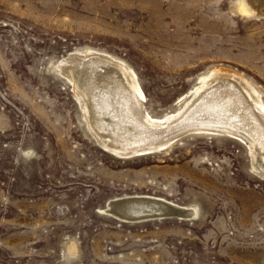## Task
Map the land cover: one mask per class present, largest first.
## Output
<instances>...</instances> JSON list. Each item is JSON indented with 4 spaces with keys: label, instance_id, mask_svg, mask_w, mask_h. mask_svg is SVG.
<instances>
[{
    "label": "rangeland",
    "instance_id": "374dc122",
    "mask_svg": "<svg viewBox=\"0 0 264 264\" xmlns=\"http://www.w3.org/2000/svg\"><path fill=\"white\" fill-rule=\"evenodd\" d=\"M229 8L0 0V264H264V177L248 141L187 132L157 150L114 152L57 66L85 48L123 61L155 119L174 113L212 67L243 75L264 101V14L241 20ZM134 193L195 212L140 222L105 212Z\"/></svg>",
    "mask_w": 264,
    "mask_h": 264
},
{
    "label": "bare ground",
    "instance_id": "6f19581e",
    "mask_svg": "<svg viewBox=\"0 0 264 264\" xmlns=\"http://www.w3.org/2000/svg\"><path fill=\"white\" fill-rule=\"evenodd\" d=\"M247 3L254 15L264 14V0ZM67 55L57 66L72 82L88 127L99 134L107 149L118 153L151 151L187 132L227 134L248 141L252 164L264 177V101L243 75L225 67L209 68L199 75L174 113L155 119L142 111L143 95L135 73L123 61L92 48ZM132 196L156 197L179 218H189L195 212L192 206L147 193L122 194L110 199L104 208L115 198ZM124 205L117 204L113 210L129 213L135 209H121Z\"/></svg>",
    "mask_w": 264,
    "mask_h": 264
},
{
    "label": "water",
    "instance_id": "95a60500",
    "mask_svg": "<svg viewBox=\"0 0 264 264\" xmlns=\"http://www.w3.org/2000/svg\"><path fill=\"white\" fill-rule=\"evenodd\" d=\"M117 204H125L123 207H121V209H135L129 213L115 212L113 208L116 207ZM163 206H165V202H163L162 200H158L156 199V197L152 196H132V198L128 199L119 197L111 201L109 207H106L107 209H105V212L119 221L128 222H140L144 220L162 219L167 217L179 218V214H176V212H169L167 211V207ZM180 218L187 217L181 216Z\"/></svg>",
    "mask_w": 264,
    "mask_h": 264
},
{
    "label": "clouds",
    "instance_id": "9594fccd",
    "mask_svg": "<svg viewBox=\"0 0 264 264\" xmlns=\"http://www.w3.org/2000/svg\"><path fill=\"white\" fill-rule=\"evenodd\" d=\"M217 2L222 3L223 0H217ZM229 5L230 8L225 14L230 15L231 18L240 17L241 20H244L254 15V12L249 7L247 0H229ZM231 26L237 27L234 19L231 21ZM32 155H35V153H32Z\"/></svg>",
    "mask_w": 264,
    "mask_h": 264
}]
</instances>
